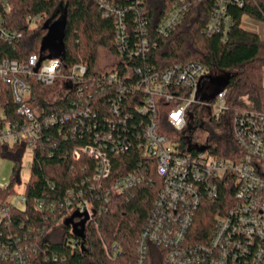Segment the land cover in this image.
<instances>
[{"label":"built area","instance_id":"2783aa9c","mask_svg":"<svg viewBox=\"0 0 264 264\" xmlns=\"http://www.w3.org/2000/svg\"><path fill=\"white\" fill-rule=\"evenodd\" d=\"M64 2L66 0H60L61 15L66 10ZM135 2L122 5L112 0L97 1L102 16L113 18L118 52L114 54L109 50L117 58L115 66L99 73L101 78L107 77L109 84L117 85L118 97L111 102L107 127L97 130L88 144L74 150L75 158L82 153L91 157L96 163L95 170L77 188L69 189L61 202L39 198L35 206L56 225L71 215L78 220H88L94 218L96 212L107 211L105 203L111 194L124 193L146 179L142 165L111 179L112 155L129 151L134 139L141 156L154 162L158 177L151 178V182L155 185L160 180L161 183L137 244V264H144L151 242L166 249L164 264H264V107L232 108L228 103V86L219 89L217 84L222 73L195 60L176 63L161 71L149 64L135 67L125 62V76L132 77L134 71L140 75L135 82H125V76L115 72L124 53L127 57L141 56L151 51L152 44L156 45L140 5L142 0ZM231 2L243 5L245 0H215L205 29L208 34L221 33L226 37L233 20L228 10ZM0 6V40L16 46L23 39V32L6 23L4 16L11 10L8 0H3ZM257 9L261 18L245 14L242 26L264 40V27L255 30L245 24L251 20L264 22V7L258 5ZM130 10L134 12L133 22L136 23L137 40L133 45L129 43L132 22L127 15ZM188 10L185 2L174 4L160 19L157 32L169 36L182 23ZM26 19L30 27L43 23L40 14L28 15ZM86 72L85 63H77L64 71L63 58L49 56L48 52L45 55L33 52L25 62L1 59L0 80L10 86L18 117L8 119L0 98V144L9 147L20 144L24 152L33 151L45 125L63 124L81 115L95 116L84 96L82 84ZM59 81L63 82V87L58 98L48 101L39 94V88ZM73 93L76 99L67 110L47 113L39 110L53 108ZM129 94H133L131 100L127 99ZM122 96L123 99L125 96L123 101ZM130 104L144 117L132 139L126 125L131 114ZM164 105L168 107L167 119L173 134L165 133L160 126L158 111ZM207 122L232 133L235 148L230 150L229 156L215 153L208 137L201 141L193 139L192 132ZM93 124L89 123L88 128L96 129ZM197 146L208 148L200 151ZM8 185L0 184V187L5 189ZM229 187H234L232 199L217 215L209 240H192L189 235L204 202L218 198L222 188ZM27 204L25 193H12L5 204L0 205V224L12 209L24 210ZM39 250L31 236L0 237V264H32ZM52 258L47 264H65V259L57 254Z\"/></svg>","mask_w":264,"mask_h":264},{"label":"trees","instance_id":"16d2710c","mask_svg":"<svg viewBox=\"0 0 264 264\" xmlns=\"http://www.w3.org/2000/svg\"><path fill=\"white\" fill-rule=\"evenodd\" d=\"M3 0H0V5ZM98 0H66V28L62 39L54 37L49 40L48 23L54 30L62 16L59 11L60 0H8L10 12L5 14L6 23L23 32V39L16 46L0 40V60L15 59L25 62L33 52L51 56L58 53L64 62V71L77 63H85L87 72L84 76L83 89L86 105L93 111L89 117L81 115L63 124H48L43 127L39 140L32 151L30 165L31 178L27 182L25 194L28 197L26 209H12L6 220L0 224V237L9 234L24 237L31 236L40 250L34 254L32 264H47L54 254L65 259V264H137V244L141 231L160 188V180L153 184L151 178H157L152 159L143 158L140 150L132 140L129 151L112 155L114 162L111 179L126 174L142 165L146 179L124 193H113L106 204L108 210L94 213L88 220H78L69 216L60 225L45 218L35 202L39 198L50 202H61L71 188H77L83 180L92 176L96 163L87 154L74 157L75 148L88 144L97 130L105 129L110 115L111 102L118 97L116 84H109L107 77L101 78L95 70L98 50L104 47L117 54L115 45V27L113 18L102 16ZM122 5H129L135 0H112ZM177 2H185L189 10L176 29L167 37L157 32L160 19ZM136 3V2H135ZM148 20L149 29L155 38L151 51L145 55L127 57L124 53L122 62L115 72L126 75V63L133 66L150 65L155 70H164L176 63L200 61L212 67L228 80V103L234 107H264V40L256 32L242 26L245 14L260 19L258 5L264 7V0H245L243 5L231 2L229 12L232 14L231 28L224 35L208 34L207 23L215 6V0H142L140 4ZM2 10V6H0ZM42 15L43 23L30 27L28 15ZM134 12L130 10L127 18L132 22L131 45L137 40ZM140 75L133 72L132 77L125 76V82H135ZM127 77V78H126ZM101 78V79H99ZM100 80V81H99ZM87 86V87H86ZM0 98L5 106L8 119H16L17 104L13 99L10 86L0 80ZM87 90V91H86ZM88 91L91 94H88ZM133 94L127 99L131 100ZM76 94L59 101L53 108L40 109L44 113L52 110H67L73 106ZM125 99V96H124ZM122 96V101L124 100ZM127 102V101H126ZM125 107V106H124ZM129 107L127 119L128 135L132 139L135 128L142 125L143 116ZM167 106L158 111L162 130L173 134L167 119ZM86 122H82L81 120ZM89 123H95L88 128ZM120 132L123 131L118 127ZM213 151L222 156H229L235 148L232 133L225 130L212 132L208 137ZM0 154L15 161L11 182L4 189L0 187V205L5 204L14 190L19 178V164L24 155L20 144L9 147L0 144ZM110 179V180H111ZM153 184V185H152ZM234 187L222 188L220 196L206 200L199 210L194 228L189 237L197 242H207L214 229L217 215L228 207ZM74 218V219H73ZM8 221V222H7ZM31 228V229H29ZM61 232L60 239L57 233ZM83 233V236H82ZM117 246V248H114ZM166 249L157 243H149L144 264H164Z\"/></svg>","mask_w":264,"mask_h":264},{"label":"rangeland","instance_id":"374dc122","mask_svg":"<svg viewBox=\"0 0 264 264\" xmlns=\"http://www.w3.org/2000/svg\"><path fill=\"white\" fill-rule=\"evenodd\" d=\"M245 24L250 26L253 29H259L260 27H264V22L260 20L256 21H246ZM116 56L109 52L108 49L104 47H100L98 50V59L96 63L95 70L98 72L108 71L112 67L115 66L114 61H116ZM224 81L220 80L217 84L218 86H223ZM63 82L59 81L55 85L48 86V87H41L38 89L39 94L43 98H46L48 101H52L58 98L60 93L62 92ZM221 133L225 131L222 127L218 126L213 122H207L205 125L201 127H197L193 132V139L195 140H203L205 137H209L212 132ZM26 149V148H25ZM32 162V151L27 150L24 152V155L21 159L19 164V178L20 181H16L14 184V190L23 195L26 191L27 182L31 178V169L29 167L30 163ZM15 166V161L9 157H5L0 154V184H9L11 182L13 168ZM17 197V196H16ZM61 230L57 233L58 239L61 236Z\"/></svg>","mask_w":264,"mask_h":264},{"label":"water","instance_id":"95a60500","mask_svg":"<svg viewBox=\"0 0 264 264\" xmlns=\"http://www.w3.org/2000/svg\"><path fill=\"white\" fill-rule=\"evenodd\" d=\"M66 21H67V17H66V13H64L60 18H59V25L58 27L54 30L53 27L49 26L48 23L45 24V27H49L50 31H49V40L53 39L54 37H58L59 40L62 39L64 37L65 34V28H66ZM51 56H59L58 53H51ZM230 79V75L223 76L222 78H220V80H223V86H219V89L224 88L228 83ZM219 80V81H220ZM198 150L203 151L206 148H208V146H200V147H196ZM83 236V233H82Z\"/></svg>","mask_w":264,"mask_h":264}]
</instances>
